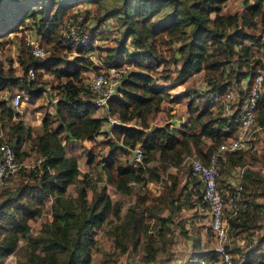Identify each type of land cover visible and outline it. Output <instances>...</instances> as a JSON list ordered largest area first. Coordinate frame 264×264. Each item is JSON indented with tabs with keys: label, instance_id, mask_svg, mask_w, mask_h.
<instances>
[{
	"label": "trees",
	"instance_id": "trees-1",
	"mask_svg": "<svg viewBox=\"0 0 264 264\" xmlns=\"http://www.w3.org/2000/svg\"><path fill=\"white\" fill-rule=\"evenodd\" d=\"M223 1L0 0V37L30 25L49 46L44 57L26 54L23 46L19 69L6 65L0 58V92L9 95L0 97V131L3 132L0 141L4 139L14 146L17 155L28 141V150L39 155L34 165L19 170L21 173L14 184L0 189V264H5L20 240L26 241L36 253L26 255L16 264H91L93 249L97 248L95 229L110 213L118 216L119 206L112 207V199L103 185L90 187L94 183L92 177L87 172L81 173L75 156L66 155V145L111 133L108 138L113 141H99V145L109 147L107 154L100 157V168L108 182L129 195L134 194L131 182L146 186L147 181H157L160 167L165 170L170 165L180 166L185 154L195 152L207 162L218 143L232 135L231 122L224 116H210L205 129L191 133H181L168 125H148L150 117L161 110L164 99L189 98V103L195 106L194 96H199L204 113L212 107V100L222 96L232 84L240 88L238 104L246 96L248 88L241 87V81L254 74L261 60L252 52V46L264 47L261 38L249 30L255 23L254 12L262 11L263 0H241L245 9L229 13L221 12ZM82 3L94 5L95 26L107 19L117 25L119 39L105 49L100 48V59L105 66H132L122 77L117 93L108 99L110 114L119 121L109 129L110 133L102 130L104 117L94 115L98 107L91 99L90 89L81 86L82 72L88 66L97 68L86 58L96 47L88 39L86 45H77L75 55L69 58L65 52H71V47L60 40L63 17L70 16L69 12ZM89 15L90 10L86 9L83 18L86 20ZM261 19L264 22L263 15ZM128 43L130 49L126 48ZM160 47L171 49L172 69L167 67L168 59L161 55ZM29 66L38 79L28 77ZM201 70L210 86L206 94L211 92L213 97L206 95L204 99L189 89L169 95L173 84L183 83ZM45 74L58 80L54 87L57 97L53 111H45L40 126L33 131L11 105V98L17 90L29 94L32 100L40 96L44 90L41 77ZM160 79L163 82H159ZM256 121L264 124V93L257 100ZM205 132L211 135L212 142L204 150L200 144ZM120 144L128 150L138 145L143 153L140 163L133 165L127 158L117 157ZM245 150L225 151L219 155L217 163L221 170L229 165H240ZM153 160L158 165L149 164ZM240 176L241 191L244 194L250 189V198L244 200L242 196L240 211L227 215L226 221L232 232L248 238L244 234L258 226L259 213L264 210V202L251 203V198H264V179L250 169H245ZM169 179L161 194L154 198L137 192L124 215L111 222L105 233L114 249L104 252L101 262L106 264L112 253H123L129 246L141 242L149 258L154 257L155 238L165 235L167 222L180 210V196L187 183H180L175 173H169ZM78 183L75 195L68 194V186ZM192 184L200 202L201 181L197 179ZM234 188L229 185V190ZM188 191L187 195L192 193ZM47 198L52 200L50 216L40 222L37 232H32L30 220L42 214ZM146 200L150 202L147 205ZM252 205L260 208L259 212L254 211ZM165 209L168 212L161 215ZM155 227L156 235L153 234ZM249 247L245 264H264V234ZM224 249L229 251L226 245ZM215 257V249H196L186 264H210L207 260Z\"/></svg>",
	"mask_w": 264,
	"mask_h": 264
},
{
	"label": "rangeland",
	"instance_id": "rangeland-1",
	"mask_svg": "<svg viewBox=\"0 0 264 264\" xmlns=\"http://www.w3.org/2000/svg\"><path fill=\"white\" fill-rule=\"evenodd\" d=\"M262 11L258 14L256 10L254 12V24L253 27H250L249 30L256 33L260 38L261 42L264 43V22L261 19V15L264 16V0L262 5ZM90 10V15L85 20L84 13L85 10ZM94 5L88 3H82L75 7V9L70 13L71 20H68L71 27H74L76 24L80 25L76 30L78 32H85L89 37V41H92L93 49L86 54V58L92 62L93 65H96L97 68L88 66L82 72V82L81 86L87 87L89 89V82L92 79L95 73L99 71H104L107 75L109 72L108 67L105 66L104 62L100 59L99 52L105 47L111 46L115 43L116 39H119L120 35L118 28L115 22L112 19L104 20L101 24L95 26L94 15ZM245 9V5L241 0H224L221 4V12L229 13L233 11H241ZM72 14V15H71ZM63 26L61 27V29ZM67 26H65V29ZM60 29V32H61ZM79 35V34H78ZM31 39L37 40L44 49L43 57L46 56L49 52V46L42 41L39 36L34 33V30L28 26H21L19 31L8 33V35L0 37V58L3 59L6 65H12L16 69L20 68V59L22 57L21 48L24 46V49ZM24 41V43H22ZM99 47V49H97ZM127 49H130L129 43L126 45ZM252 52L255 51L256 57L264 58V47L260 46L256 48L252 46ZM25 51V50H24ZM104 51V50H102ZM161 55H164L168 60L167 67L172 69L173 67V57H171V49L166 47H160L159 49ZM66 55L71 58L75 53L65 52ZM103 53V52H102ZM27 54V53H26ZM121 63L122 60L119 59ZM118 73L115 72V75L120 77V80L124 74L132 69V66L127 64H120L117 67ZM158 70L161 67L157 68ZM172 74V73H171ZM173 75V74H172ZM38 76L35 74L34 76ZM33 79V78H32ZM38 79V78H37ZM43 81L44 90L40 96L35 99H31L29 94L23 93V100L21 105L17 108H14L18 111L23 118L27 126L32 127L33 131L40 126L42 117L45 111H53V103L57 97V90L54 87H57L58 80L51 78L49 75H43L41 77ZM159 82H163L162 79ZM247 88L246 81H241V87ZM210 88L209 84L206 82L204 77L203 70L196 72L188 77V79L183 83L176 82L169 89V95H173L177 92L188 90L191 92H197L198 95L213 97L211 92L208 94L207 91ZM225 91L232 92L235 95V99H239V87L232 84ZM195 89V91H193ZM20 91V90H17ZM16 92V91H15ZM225 93L222 95L224 96ZM264 93V92H263ZM9 96V95H8ZM7 92H0V97L7 98ZM199 97V96H198ZM198 97L194 96L195 106L189 103V98H184L181 100H169L164 99L161 101V110L157 113H154L149 120V126H161L168 125L169 128L175 129L181 133L185 132H194L199 131L201 128H206V122L210 116H222V107L220 104V99L216 98L213 101L212 107L204 110L203 113L201 105L203 102H199ZM225 97V96H224ZM106 114L103 110H100L99 116L104 117ZM106 124V122H105ZM261 128L255 131L253 141L251 146L246 149L243 153L244 161L240 165H229L225 169L221 170L220 165L217 163L219 170V175L217 178L218 187L223 191L229 189V185H233L238 181L240 173L245 169H250L259 173V177L264 179V124L261 125L257 123ZM106 131V126L102 128ZM3 135V132L0 131V136ZM111 135L106 136V134H98L94 140H83L76 141L73 144L66 145L67 156H75L78 161V168L83 172H87L92 177L94 183L90 184L96 185L98 188L102 185L105 187L107 193L112 199V207L115 208L119 206L118 216L110 213L106 220L95 229V239L96 247L93 249L92 261L91 264H104L101 262L105 258L104 252H112L114 249L113 242L105 233L106 229L109 227L112 221H118V217H122L130 204L135 201V194L137 192H143L154 198L155 196L161 194L162 189L169 183V173H175L180 178V183H186V186L183 190V193L180 196L181 208L179 211H176L172 217V221L167 222L168 228L165 230V235L163 237H156V253L152 259L149 257V253L145 250L143 243L141 242L136 246H129L128 249L123 253H112L108 257L106 264H186L189 257L193 254L196 249H215L218 245L217 240L213 235L211 230L209 219L206 215L202 214L197 210V195L193 193V182L197 181L198 177L191 173L189 157L196 158L199 157L195 152H191L183 155L180 166L170 165L167 169L160 167L159 179L147 181L146 186H141L136 182H131L130 185L133 187L134 194L124 195L116 187L108 182L105 173L101 170L99 162L100 157L107 154L109 147L107 145H99V141H113ZM7 142L6 140H2ZM202 143L200 147L206 149L209 144L212 142V137L209 133L205 132L202 136ZM119 143V142H117ZM29 142H24L21 152L17 155V162L20 164L18 171L11 176H8L0 184V189L4 186L14 184L20 175V169H26L31 167L38 161L39 155L35 152L28 150ZM91 149V152L88 154V150ZM117 157L123 159L127 158V162L132 157V152L128 148L121 147V144L118 146ZM200 158V157H199ZM149 164H157L156 160L150 161ZM197 178V179H195ZM190 180V181H189ZM80 184L69 185L67 193L74 196L76 187ZM251 188V187H250ZM188 190H191L192 193L187 195ZM201 190V188H200ZM90 191V188H88ZM251 190L248 189L247 192L241 195L243 199H248L250 196L248 193ZM264 202V198L259 197L257 199L251 198L252 202ZM51 198H47L45 206L43 208L42 214L34 220H30L31 231L37 232L40 222L45 220L50 216L51 213ZM245 202V201H244ZM149 200H146L145 205H147ZM256 205V204H255ZM255 205H252L254 211L259 212L260 208H256ZM143 208V207H142ZM168 211L165 209L160 214L165 215ZM151 222L154 221V218H151ZM227 224V223H226ZM256 227L251 228L248 231V238H243L240 234L232 232L231 227L227 224V239L223 243L227 246L229 250L228 253L231 254L233 262L232 264H245L248 255H245V252L249 250L251 242H255L260 235L264 234V210H261L257 219ZM157 228L159 227L156 225ZM157 228L153 229V234L156 235ZM36 253L35 249L28 246L26 241L20 240L16 249L7 256L5 259V264H16L17 260L24 259L28 254ZM216 257L214 260H207L210 264H228L225 263V260L221 259V256L218 253H215ZM255 264V263H253Z\"/></svg>",
	"mask_w": 264,
	"mask_h": 264
},
{
	"label": "built area",
	"instance_id": "built-area-1",
	"mask_svg": "<svg viewBox=\"0 0 264 264\" xmlns=\"http://www.w3.org/2000/svg\"><path fill=\"white\" fill-rule=\"evenodd\" d=\"M68 20H71L70 16L66 15L63 17L64 25L60 32V40L71 47V52L76 53V46L79 44L86 45L89 37L85 32H78L76 30L80 25L76 24L74 27H71ZM65 26H67L66 29ZM24 50L35 57H41L44 54L43 47L35 39H31ZM108 69L111 72L109 75L103 70L93 75L89 82V89L94 104L106 114L102 128L106 126V129L110 133L109 129L114 124L119 123V121L116 116L110 114L108 99L111 95L117 93V87L121 80L120 77L115 75V72L118 73L117 68L110 67ZM27 75L30 79L34 78L35 72L32 66H29L27 69ZM246 86L248 92L240 104L237 103L239 99L236 101L235 95L232 92L225 93V97H216L220 99L222 116L231 122L232 135L218 143L216 149L210 153L207 162H204L199 157H189L191 173L201 181V201L197 203L196 208L209 219L211 230L218 242L215 253H218L221 259L225 260V263L228 264H232L233 259L231 254L225 251V243H223L227 239L226 216L237 214L242 207V203L240 202L242 199V195L240 194L242 179L239 176L238 181L233 184L235 186L234 190L228 189L223 192L217 183L219 175L217 160L218 156L225 151L248 149L253 141V134L261 128L257 125L256 113L257 100L264 92V58L260 60L254 74L246 79ZM23 96V92H15L11 98V105L14 108L21 105ZM130 151L132 152V157L129 160L130 164L135 165L140 163L143 157L140 147L136 145ZM19 167L20 164L17 162L14 146L5 141H0V184L6 177L15 174Z\"/></svg>",
	"mask_w": 264,
	"mask_h": 264
},
{
	"label": "crops",
	"instance_id": "crops-1",
	"mask_svg": "<svg viewBox=\"0 0 264 264\" xmlns=\"http://www.w3.org/2000/svg\"><path fill=\"white\" fill-rule=\"evenodd\" d=\"M100 110H101V108H97V109L95 110L94 115H95V116H99ZM109 135H111V134H108V135H106V136H109ZM240 175H241V173H240Z\"/></svg>",
	"mask_w": 264,
	"mask_h": 264
}]
</instances>
